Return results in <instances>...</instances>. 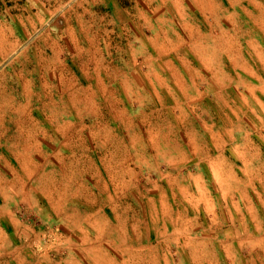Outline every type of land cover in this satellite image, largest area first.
I'll return each instance as SVG.
<instances>
[{
    "label": "rangeland",
    "instance_id": "rangeland-1",
    "mask_svg": "<svg viewBox=\"0 0 264 264\" xmlns=\"http://www.w3.org/2000/svg\"><path fill=\"white\" fill-rule=\"evenodd\" d=\"M8 3L0 264H264V0Z\"/></svg>",
    "mask_w": 264,
    "mask_h": 264
},
{
    "label": "crops",
    "instance_id": "crops-1",
    "mask_svg": "<svg viewBox=\"0 0 264 264\" xmlns=\"http://www.w3.org/2000/svg\"><path fill=\"white\" fill-rule=\"evenodd\" d=\"M9 1V3H8V7H12L13 5H14V3H10V0H8ZM12 2V1H11ZM14 2V1H13Z\"/></svg>",
    "mask_w": 264,
    "mask_h": 264
}]
</instances>
